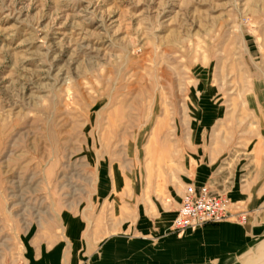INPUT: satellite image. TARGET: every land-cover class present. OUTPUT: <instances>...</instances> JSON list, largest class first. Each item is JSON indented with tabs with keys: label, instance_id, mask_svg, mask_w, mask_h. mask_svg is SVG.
Returning <instances> with one entry per match:
<instances>
[{
	"label": "rangeland",
	"instance_id": "rangeland-1",
	"mask_svg": "<svg viewBox=\"0 0 264 264\" xmlns=\"http://www.w3.org/2000/svg\"><path fill=\"white\" fill-rule=\"evenodd\" d=\"M258 102L264 0H0V264L91 207L101 162L162 190L195 117L241 149Z\"/></svg>",
	"mask_w": 264,
	"mask_h": 264
},
{
	"label": "crops",
	"instance_id": "crops-1",
	"mask_svg": "<svg viewBox=\"0 0 264 264\" xmlns=\"http://www.w3.org/2000/svg\"><path fill=\"white\" fill-rule=\"evenodd\" d=\"M253 104L256 135L241 149L204 152L207 124L195 117L194 155L162 190L141 180L137 163L125 171L101 162L91 207L61 218V232L42 229L28 244L27 264H264V102ZM211 109L212 125L219 112ZM186 184L225 196L229 217L177 231Z\"/></svg>",
	"mask_w": 264,
	"mask_h": 264
},
{
	"label": "built area",
	"instance_id": "built-area-1",
	"mask_svg": "<svg viewBox=\"0 0 264 264\" xmlns=\"http://www.w3.org/2000/svg\"><path fill=\"white\" fill-rule=\"evenodd\" d=\"M229 206L225 196L214 194L207 187L186 185L174 219V228L183 232L206 224H219L229 217Z\"/></svg>",
	"mask_w": 264,
	"mask_h": 264
}]
</instances>
